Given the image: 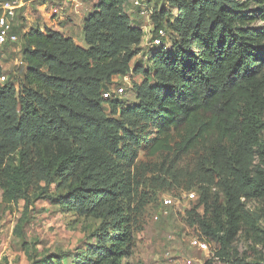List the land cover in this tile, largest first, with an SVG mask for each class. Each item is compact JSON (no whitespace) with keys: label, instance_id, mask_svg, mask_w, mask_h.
Segmentation results:
<instances>
[{"label":"trees","instance_id":"1","mask_svg":"<svg viewBox=\"0 0 264 264\" xmlns=\"http://www.w3.org/2000/svg\"><path fill=\"white\" fill-rule=\"evenodd\" d=\"M167 1L178 8L164 23L176 36L168 48L153 46L152 66L134 68L155 80L135 86L127 109H117L122 97H103L114 77L128 73L143 37L123 9L126 0H97L81 24L86 47L49 28H14L24 71L18 94L14 82L0 83V189L8 202L28 203L58 180L64 192L44 196L113 224L115 233L103 238L108 245L91 246L85 262L123 264L132 242L123 167L138 158L146 126L144 157H199L196 222L219 245L205 264H264L231 251L242 231L264 248V229L242 201L264 200V0ZM165 14H152L156 28ZM106 102L120 119L105 114ZM44 264L62 263L53 255Z\"/></svg>","mask_w":264,"mask_h":264},{"label":"rangeland","instance_id":"2","mask_svg":"<svg viewBox=\"0 0 264 264\" xmlns=\"http://www.w3.org/2000/svg\"><path fill=\"white\" fill-rule=\"evenodd\" d=\"M75 2L78 3L77 7ZM96 2L97 0H68L67 5L60 10L56 0H36L27 9L26 18H21L20 32L32 28H49L66 36L70 35L77 44L86 47L81 24L94 10ZM149 8L150 21L130 12L126 3L123 5L131 24L142 29L143 37L135 46L136 53L129 64L128 73L114 77L113 84L109 87L110 90L116 86L126 89V94L117 100V109L131 107L138 96L135 86L146 80L151 84L155 80L151 77L145 79L140 72L134 71L135 67L147 69L153 65L152 56L157 51L150 47L156 28L151 19L152 14L161 10L166 12L159 24V27L165 28V21H172L178 13V8L167 0H149ZM166 31L168 40L176 36L170 30ZM165 47L168 48V45ZM21 49L20 42L0 47V66L2 75L6 76V80H0V83L14 82L17 94L24 71ZM103 107L109 117L120 119L119 110L112 115L107 102ZM149 132V127L141 128L138 158L129 160L123 167L126 192L121 202L125 213L132 220V242L128 256L122 259L123 264H205L214 257L219 245L201 234L196 222L202 213L199 204V187L202 184L199 182V157L190 155L177 162H172L165 155L146 158L142 155V148L151 136ZM262 139L264 140V130ZM58 183L57 180L51 186L46 193L48 196L64 192L57 188ZM214 189L224 197L217 188H212L213 191ZM188 192H194L195 197L188 196ZM46 194L31 195L28 203L22 199L8 202L0 189V264H44L53 255L62 264H87L86 253L91 246L108 245L107 241L103 243L104 234L110 232L112 236L115 233L110 220L87 218L67 209L60 199L51 201L44 196ZM166 197L173 200L172 206H165ZM242 201L246 210L259 219L260 227L264 229V200L242 198ZM19 218H23V223L18 234L16 226ZM195 240L206 241L207 248L192 244ZM231 251H234L237 258L248 262L264 258V248L254 245L243 231L237 235ZM217 264H223V261Z\"/></svg>","mask_w":264,"mask_h":264},{"label":"built area","instance_id":"3","mask_svg":"<svg viewBox=\"0 0 264 264\" xmlns=\"http://www.w3.org/2000/svg\"><path fill=\"white\" fill-rule=\"evenodd\" d=\"M34 1L36 0H0V47L13 45L19 41V34L14 31V28L18 27L21 22L20 10ZM126 4L130 8V12H135L139 16L145 17L148 21H150L151 11L149 8V0H126ZM64 6L61 5L62 8ZM77 6L78 3L75 2V7ZM61 7L59 6L60 9H62ZM167 37L168 33L166 29L161 27L155 28L154 36L150 40V47L153 48V46L169 45ZM0 80L4 82L6 80V76L3 75ZM125 91V87L116 86L112 88V90L105 92L103 97L105 99L112 98L113 96L122 97L126 94ZM188 193V196L190 197H195L196 195L194 192ZM164 204L165 206L170 207L173 205V200L166 197L164 198ZM192 244H197L199 247L204 249H206L208 245L206 241L201 240H195Z\"/></svg>","mask_w":264,"mask_h":264},{"label":"crops","instance_id":"4","mask_svg":"<svg viewBox=\"0 0 264 264\" xmlns=\"http://www.w3.org/2000/svg\"><path fill=\"white\" fill-rule=\"evenodd\" d=\"M57 2H59V6L61 7V5H67V2H68V0H56ZM53 2V1H52ZM33 2H31L29 5H26V7H23V8H21V12H20V20H22L23 19V17H25L26 18V16H27V9L31 6V4H32ZM62 8V7H61ZM60 9V8H59ZM60 10H62V9H60ZM22 18V19H21ZM19 27V26H18ZM16 28V27H15ZM21 29H22V27H21ZM22 33H26V32H21V34ZM18 34V33H17ZM70 36V35H69ZM78 45H80V44H78ZM80 46H82L83 47V45H80Z\"/></svg>","mask_w":264,"mask_h":264}]
</instances>
